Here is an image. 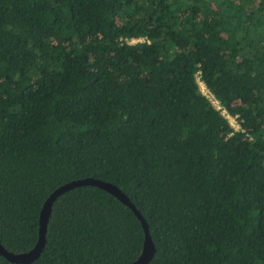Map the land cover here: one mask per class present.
Here are the masks:
<instances>
[{
  "label": "trees",
  "instance_id": "1",
  "mask_svg": "<svg viewBox=\"0 0 264 264\" xmlns=\"http://www.w3.org/2000/svg\"><path fill=\"white\" fill-rule=\"evenodd\" d=\"M85 177L143 216L147 264H264V0H0V243L31 249ZM143 241L82 185L26 264H126Z\"/></svg>",
  "mask_w": 264,
  "mask_h": 264
},
{
  "label": "water",
  "instance_id": "2",
  "mask_svg": "<svg viewBox=\"0 0 264 264\" xmlns=\"http://www.w3.org/2000/svg\"><path fill=\"white\" fill-rule=\"evenodd\" d=\"M82 185H91L96 186L98 188H101L108 193L114 195L117 199H119L122 203L127 205L137 216L139 219L143 230H144V241L143 246L140 254L132 261L126 263V264H147L151 258L153 257L155 248L153 245V242L151 240V237L149 235L148 226L143 218V216L140 214V212L136 209V207L133 205V203L130 201V199L126 196L124 192H122L116 185L103 181L100 179H96L93 177H85L80 179H75L69 182H66L57 188H55L44 200L42 207L39 212V226H38V238L35 243V245L24 252L14 253L11 251H8L1 243H0V255L6 258L8 261L12 263H30L33 260H35L41 253L42 248L45 244V235H46V228H47V222L49 218V213L51 206L54 202V200L65 191H68L74 187L82 186Z\"/></svg>",
  "mask_w": 264,
  "mask_h": 264
},
{
  "label": "built area",
  "instance_id": "3",
  "mask_svg": "<svg viewBox=\"0 0 264 264\" xmlns=\"http://www.w3.org/2000/svg\"><path fill=\"white\" fill-rule=\"evenodd\" d=\"M141 39H139V38H131V39H129V40H127L128 41V43H135V42H137V41H140ZM205 86H203V88H204ZM203 92V91H202ZM203 94H205L206 96H208V98H209V100L212 102V104L217 108V109H221V113L223 114V113H226L225 112V109L224 108H222L220 105H219V103H218V101L208 92V90L206 89V87H205V91L203 92ZM224 115V114H223Z\"/></svg>",
  "mask_w": 264,
  "mask_h": 264
},
{
  "label": "rangeland",
  "instance_id": "4",
  "mask_svg": "<svg viewBox=\"0 0 264 264\" xmlns=\"http://www.w3.org/2000/svg\"><path fill=\"white\" fill-rule=\"evenodd\" d=\"M201 90L204 92L205 91V87L203 88V84H201V82H199ZM225 117H227V119L229 120L230 124L236 129L239 127V125L237 124V121L234 117L228 115L227 113H223Z\"/></svg>",
  "mask_w": 264,
  "mask_h": 264
}]
</instances>
